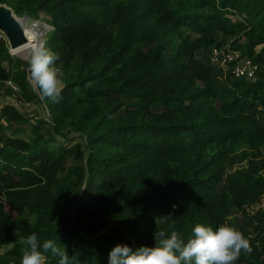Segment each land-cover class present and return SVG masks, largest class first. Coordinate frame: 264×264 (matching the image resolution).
I'll return each mask as SVG.
<instances>
[{
    "label": "trees",
    "instance_id": "1",
    "mask_svg": "<svg viewBox=\"0 0 264 264\" xmlns=\"http://www.w3.org/2000/svg\"><path fill=\"white\" fill-rule=\"evenodd\" d=\"M0 3L45 17L63 85L58 102L42 101L0 42V84L18 89L4 93L47 110H0V264H20L33 232L78 253L76 264H108L116 244L155 246L160 230L186 240L196 223L224 222L253 249L236 264H264V0ZM230 38L256 65L251 79L210 61Z\"/></svg>",
    "mask_w": 264,
    "mask_h": 264
},
{
    "label": "clouds",
    "instance_id": "2",
    "mask_svg": "<svg viewBox=\"0 0 264 264\" xmlns=\"http://www.w3.org/2000/svg\"><path fill=\"white\" fill-rule=\"evenodd\" d=\"M24 58L29 79L38 90L42 101L58 102L63 89L56 66L59 56L38 39L24 46ZM168 217H171L169 215ZM155 246L116 244L108 253V264H236L241 253L253 251L250 241L242 231L229 222L220 223L215 229L196 223L185 240L176 230H163L154 234ZM20 264H45L44 253L58 257V264H76L77 254L69 256L65 246L50 239L42 243L36 233L21 239Z\"/></svg>",
    "mask_w": 264,
    "mask_h": 264
},
{
    "label": "rangeland",
    "instance_id": "3",
    "mask_svg": "<svg viewBox=\"0 0 264 264\" xmlns=\"http://www.w3.org/2000/svg\"><path fill=\"white\" fill-rule=\"evenodd\" d=\"M41 16H42V14H41ZM17 17L20 18V21L23 25H25L27 28L29 27L28 28L29 34L34 35L35 40L38 39L39 41L44 42L46 35L52 29V27L46 22L45 17L39 18V19H32V18H29L28 16H17ZM26 17H28V18H26ZM218 40H219V36H216V41H218ZM230 40H232V38H230L228 41H230ZM0 42H4L5 44L8 45V53L11 55V57L13 59H20V60L26 62L24 55H22V53L13 52L10 50L8 41L6 40V38L4 37V35L2 33L0 34ZM220 45L221 46L217 48L218 50H220L223 47L222 46L223 43ZM215 47H217V45H215ZM2 66L5 69H8L7 62H3ZM25 67H26V69H28L27 65H25ZM59 78H60V75H59ZM29 83H30L32 89L34 90V92L39 96L38 90L33 87V85L31 84L30 81H29ZM4 87H5V84H3V83L0 84V110L5 104H11L14 107H16L22 114L31 116V118L47 115V110H46V108L42 102L31 101V102L21 103L20 101L17 100L16 94L7 95L6 93H4V91H3ZM17 90L18 89H16V91ZM25 127H28V125L26 124ZM28 133H29V131H24L23 136L27 135ZM76 142L82 144L83 141L81 138L77 137L71 143L74 144ZM75 162L76 161H74L71 158L68 160L69 164L75 163ZM245 165H246V162L239 164V165H235L234 168L245 166ZM263 203H264V201L262 202V204ZM254 207L256 208L257 206H255V205L251 206L252 210L255 209ZM12 215L15 216L14 213H12ZM6 249H7V246L0 247V254L3 253Z\"/></svg>",
    "mask_w": 264,
    "mask_h": 264
},
{
    "label": "built area",
    "instance_id": "4",
    "mask_svg": "<svg viewBox=\"0 0 264 264\" xmlns=\"http://www.w3.org/2000/svg\"><path fill=\"white\" fill-rule=\"evenodd\" d=\"M230 41L224 43L220 50L212 46L209 50L210 61L217 66L229 67L232 78L251 79L254 76L256 65L248 57H241L238 50L231 49ZM5 85L14 90L17 89L10 80L5 82Z\"/></svg>",
    "mask_w": 264,
    "mask_h": 264
},
{
    "label": "water",
    "instance_id": "5",
    "mask_svg": "<svg viewBox=\"0 0 264 264\" xmlns=\"http://www.w3.org/2000/svg\"><path fill=\"white\" fill-rule=\"evenodd\" d=\"M17 18L18 17L11 9V7L6 4L0 3V34L2 33L8 41L11 51L16 47L23 45L27 41V38L23 31V27ZM27 79L28 81H30L28 69ZM86 147H88L87 140Z\"/></svg>",
    "mask_w": 264,
    "mask_h": 264
},
{
    "label": "bare ground",
    "instance_id": "6",
    "mask_svg": "<svg viewBox=\"0 0 264 264\" xmlns=\"http://www.w3.org/2000/svg\"><path fill=\"white\" fill-rule=\"evenodd\" d=\"M18 19V21L21 23V21H20V18H17ZM21 25H22V27H23V31H24V34H25V36H26V38H27V41H26V43H24L23 45H21V46H18V47H16V48H14V49H12V51L13 52H17V53H22V55H24V53H25V51H26V49H25V45H31L34 41H35V37H34V35H30L29 34V27L27 28L25 25H23L22 23H21ZM34 26V25H33ZM32 27V26H31Z\"/></svg>",
    "mask_w": 264,
    "mask_h": 264
}]
</instances>
